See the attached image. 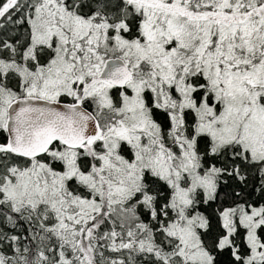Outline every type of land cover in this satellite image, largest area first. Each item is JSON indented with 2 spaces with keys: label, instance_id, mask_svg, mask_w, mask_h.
<instances>
[{
  "label": "snow or ice",
  "instance_id": "6c2138e0",
  "mask_svg": "<svg viewBox=\"0 0 264 264\" xmlns=\"http://www.w3.org/2000/svg\"><path fill=\"white\" fill-rule=\"evenodd\" d=\"M0 264H264V0H0Z\"/></svg>",
  "mask_w": 264,
  "mask_h": 264
}]
</instances>
